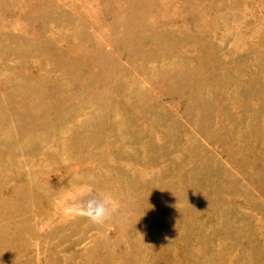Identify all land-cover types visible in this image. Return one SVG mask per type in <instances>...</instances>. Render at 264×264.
Returning a JSON list of instances; mask_svg holds the SVG:
<instances>
[{
    "label": "rangeland",
    "instance_id": "obj_1",
    "mask_svg": "<svg viewBox=\"0 0 264 264\" xmlns=\"http://www.w3.org/2000/svg\"><path fill=\"white\" fill-rule=\"evenodd\" d=\"M0 264H264V0H0Z\"/></svg>",
    "mask_w": 264,
    "mask_h": 264
},
{
    "label": "clouds",
    "instance_id": "obj_2",
    "mask_svg": "<svg viewBox=\"0 0 264 264\" xmlns=\"http://www.w3.org/2000/svg\"><path fill=\"white\" fill-rule=\"evenodd\" d=\"M112 211H115V204H113L112 206ZM105 218V214L104 213H100L97 217H93V219L96 221V222H102V220Z\"/></svg>",
    "mask_w": 264,
    "mask_h": 264
}]
</instances>
